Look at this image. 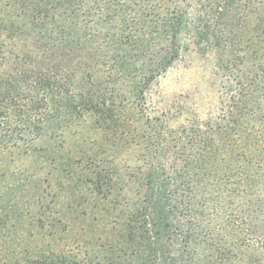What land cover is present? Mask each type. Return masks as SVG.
I'll return each mask as SVG.
<instances>
[{"label":"trees","instance_id":"obj_1","mask_svg":"<svg viewBox=\"0 0 264 264\" xmlns=\"http://www.w3.org/2000/svg\"><path fill=\"white\" fill-rule=\"evenodd\" d=\"M79 2L19 0L13 8L28 12L0 15V186L1 155L49 159L52 146L39 143L73 124L89 121L110 144L101 152L77 147L61 165L67 216L48 226L67 237L7 264H88L79 256L94 247L107 264H264V0H144V34L114 37L143 40L128 47L80 27ZM253 16L255 44L241 56ZM186 42L221 51L227 74L217 115L177 131L162 126L158 135L149 124L133 127L124 110ZM141 145V169L113 164L110 179L99 172L106 151L114 160L118 150ZM37 182L46 195V180ZM41 194L38 223L47 210ZM5 198L0 192V231L8 202L12 208Z\"/></svg>","mask_w":264,"mask_h":264},{"label":"rangeland","instance_id":"obj_2","mask_svg":"<svg viewBox=\"0 0 264 264\" xmlns=\"http://www.w3.org/2000/svg\"><path fill=\"white\" fill-rule=\"evenodd\" d=\"M13 1L19 0H0L1 16H6L9 13L16 15V13L28 12V7L23 10L13 8L11 3ZM79 1L80 6L77 11L83 16L80 25L83 29H91L101 37L108 33L109 36L113 34V42L123 43L125 47L143 42L138 38L126 39L127 35H122L125 37L122 40L114 37L120 36L123 32L131 31L137 32V37H139V33L144 34L149 25L148 22L144 21V13H146L144 0ZM22 17H26V15ZM254 19L255 16L243 30V48L239 54L241 56L250 55L249 51H252L253 44H255L253 37ZM249 39L251 40L249 41ZM102 41L104 39L98 40V42ZM185 45L186 49L171 67L148 84L141 99L130 104L124 110L126 117L133 121V127H138L142 131L149 124L158 135V132L162 131V126L177 131L181 128L190 127L197 120L204 121L210 116L217 115L227 74L221 67V51L212 45V47L205 46L203 51L194 47L189 48L187 42ZM247 45H250V50L244 49ZM137 59H140V62L145 60L140 56ZM127 90L129 89L127 88ZM90 126V122L85 121L65 128L59 134L58 140L55 139L58 137L52 140L50 136L45 137L39 143V147L46 143L52 146L49 159L43 158L39 154L1 155L5 177L0 186V192L6 197V200L12 199V208L8 202L7 216H2L4 230L0 231V235H3L4 238L0 237V264L11 263L13 258H19L26 251L33 253L38 249V252L42 250L47 253L48 247L46 248V245H52L54 238L60 239L61 237L63 239L67 237V232L65 235L60 232L62 229L52 230L51 226H48L49 222L62 217L64 221V217L67 216V210L64 206H66L65 202L69 190L67 186L58 183L59 179H62L59 172L62 169L61 165L68 158V154L74 152L77 147L86 153H89L90 148H94L95 152L97 150L101 152L110 147L108 141L105 140L107 135L104 130H90ZM94 139L96 141L92 144ZM109 151L111 152V150ZM110 152L106 151L103 157H100L102 163L99 168V172L104 169L108 179L113 174V164L121 172L125 170L134 172L138 167L141 169L146 151L145 145H141V147L129 146L128 149L118 150L114 160L113 153ZM61 155L64 159L60 157ZM42 168L43 171H41ZM38 179L46 180L47 183L44 184L46 195L39 193L38 185H36ZM107 186V184L102 183L101 191L106 192ZM39 194L43 196L44 203L47 205V208L45 207L47 210H42L46 213L45 221H41L42 223L37 222L40 205L37 204L36 200ZM99 204L101 208L106 206L103 201ZM59 209L60 215L55 213L59 212ZM90 211L88 210V213ZM98 218V222H101V215H98ZM97 234H100V231ZM94 238L96 237L91 238L90 241L94 242ZM59 244L62 246L64 241L61 243L59 241ZM91 248L93 246H89V250ZM90 252L88 257L85 256L84 252L80 254L79 260L86 258L88 264H107L104 259L105 255L101 253V250L94 247V250Z\"/></svg>","mask_w":264,"mask_h":264}]
</instances>
